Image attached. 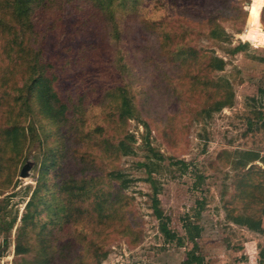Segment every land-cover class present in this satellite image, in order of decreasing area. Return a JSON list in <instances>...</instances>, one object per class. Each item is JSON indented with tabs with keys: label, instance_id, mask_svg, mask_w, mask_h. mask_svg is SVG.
<instances>
[{
	"label": "rangeland",
	"instance_id": "rangeland-1",
	"mask_svg": "<svg viewBox=\"0 0 264 264\" xmlns=\"http://www.w3.org/2000/svg\"><path fill=\"white\" fill-rule=\"evenodd\" d=\"M21 1L0 0V264H264V0H47L30 31ZM42 69L58 122L26 102Z\"/></svg>",
	"mask_w": 264,
	"mask_h": 264
},
{
	"label": "trees",
	"instance_id": "trees-1",
	"mask_svg": "<svg viewBox=\"0 0 264 264\" xmlns=\"http://www.w3.org/2000/svg\"><path fill=\"white\" fill-rule=\"evenodd\" d=\"M46 1L47 0H23L20 3H17V5L15 7H13L14 11L21 12V14L23 15V18L25 19V24H26L27 30L30 31L33 28L32 23H31V17L33 14L36 17H37L36 12H39L40 15H43L42 8L46 7L44 5ZM192 1L193 0H188L189 3H192ZM220 1L221 2H218V4H213V7L211 8V10L214 13L222 12L223 14H225L226 10L228 9L227 3H226V1H228V0H220ZM104 4L105 3L102 2L101 0H94V1H92V8L97 7V9L103 11L105 9L103 7ZM192 7H194V6L186 5L185 7H182V9L180 11L178 10L180 8L176 9L179 17H184V18L189 17V15H187V11H188V9H190ZM198 8H200V11L207 10L209 8V4L205 1H203V3L198 5ZM212 11H210L206 16L211 17ZM108 12H111L110 9H108ZM111 15H113V13ZM40 19L42 20L45 18L39 17L37 19V22L40 21ZM185 19H187V18H185ZM37 22H35V24ZM3 33H4V31H3ZM251 34H252V30L250 29V31L248 32V34L245 37L249 38L251 36ZM210 67H212V63H210ZM30 72H32V69ZM54 76L56 77L55 73H54ZM35 87H37V93H36L35 99L32 101L31 104L38 106V108H39L38 112L39 113L47 114V116L51 117L54 121L58 122L59 112H58V108H57L58 107L57 95L52 93V91H51V89H52L51 88V80L48 77H46L44 69L41 70V75L34 78L32 83L29 85V87H28L29 93L27 94V98H26L27 103H29L31 98L34 96L33 90L35 89ZM110 89L111 90L109 92V95H107L106 98H109V97L113 98L112 95L115 92H118L117 93L118 96L116 97V99L119 101V104L117 106V118H118L119 124L121 125V122L124 123V119H127L125 117H128V115H130L131 104H130L129 99H126L125 95L121 94V92L123 91L122 88H119V87L115 88L114 87V88H110ZM59 123H61V122H59ZM257 159L258 158H256V160ZM79 195L80 194H77L75 197H73V199L77 200V197ZM164 232H165V235H168V233L165 229H164Z\"/></svg>",
	"mask_w": 264,
	"mask_h": 264
},
{
	"label": "water",
	"instance_id": "water-1",
	"mask_svg": "<svg viewBox=\"0 0 264 264\" xmlns=\"http://www.w3.org/2000/svg\"><path fill=\"white\" fill-rule=\"evenodd\" d=\"M30 169H29V167H27L26 169H23L22 171H21V173H20V176L21 177H26L27 176V172L29 171Z\"/></svg>",
	"mask_w": 264,
	"mask_h": 264
}]
</instances>
